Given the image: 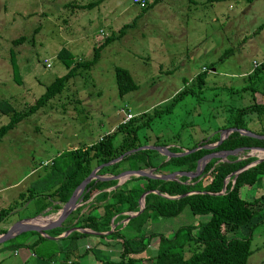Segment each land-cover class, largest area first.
Wrapping results in <instances>:
<instances>
[{"label": "rangeland", "instance_id": "374dc122", "mask_svg": "<svg viewBox=\"0 0 264 264\" xmlns=\"http://www.w3.org/2000/svg\"><path fill=\"white\" fill-rule=\"evenodd\" d=\"M70 1L88 0H0V100L6 99L11 107L0 109V124L8 120L12 110L25 111L52 78L65 72L56 56L60 47L88 58L92 46L103 38L99 27L109 34L130 22L123 34L100 48L98 59L88 70L69 79L60 93L20 118L0 137V208L7 206L3 197L9 198L7 204L12 206L18 192L25 195L28 190L51 189L56 182H48L51 158L65 149L88 145L113 129L125 115L119 108L127 106L130 112L126 113L137 115L150 112L156 105L163 107L176 91L195 83L194 74L203 65L213 62L201 98L186 94L168 114L152 119L149 128L138 129L140 142L144 135L149 136L148 144L154 136H174L188 144L201 128L220 120L223 107L247 101L246 90L231 93L227 87L246 83L253 61L264 58V25L258 28L264 20V0H161L145 10L132 0H99L84 8L62 5ZM37 23L40 27L33 33ZM19 35L23 40L13 44L11 39ZM9 49L16 51L21 83L13 80ZM43 62L50 65L46 67ZM115 65L129 70L136 88L118 94ZM256 98L260 99L258 93ZM248 152L264 155L253 148ZM207 179L206 173L202 181ZM247 187L241 193L251 198L264 185L260 181ZM29 200L18 205L6 221L31 216L42 199ZM261 200L264 204V198ZM206 218L207 214H192L184 207L170 217L153 216L145 231L168 233L179 225L197 224ZM252 222L246 264H264V208ZM58 244L48 238L32 248L45 258L30 253L25 246H17V252L5 246L0 249V264H45L46 255ZM156 246L157 240L152 239L145 254H154ZM101 249L92 247L86 255L96 252V257L105 260L106 249Z\"/></svg>", "mask_w": 264, "mask_h": 264}, {"label": "trees", "instance_id": "16d2710c", "mask_svg": "<svg viewBox=\"0 0 264 264\" xmlns=\"http://www.w3.org/2000/svg\"><path fill=\"white\" fill-rule=\"evenodd\" d=\"M98 1L88 0L86 3L70 1L64 2L62 5L84 8L91 7ZM145 1L143 6H140L137 2L134 3L142 10H145L148 6L161 0ZM244 1L250 2L252 0ZM128 25H130V22L123 23L115 32L111 31L109 34L105 33L104 28L101 29L99 27L100 29H97L98 33L102 34L103 38L98 44L92 46L91 54L88 58L74 56L65 47H60L56 56L66 68L65 72L52 78L44 86V90L28 104L25 111L12 110L8 120L0 124V137L12 128L20 118L34 112L48 99L60 93L69 79L82 74L84 70H88L98 59L100 48L114 37L123 34L124 29ZM263 25L264 20L258 25V28ZM35 26L33 33L40 27V23ZM22 40L23 35H19L12 38L11 42L15 44ZM15 52L13 49H9L13 80L21 83ZM212 64L213 62L203 65V68L194 74L193 80L195 83L193 85L195 84L196 88L193 85L182 87L171 96L167 104L163 107L156 105L152 107L150 112L142 111L137 115L131 114L126 119H124V115L113 129L100 135L99 138L90 144L65 149L51 158L47 173L53 178H49L48 182L56 180L52 188L46 189L45 192L42 190L40 191L41 193H33L31 192L32 190L26 188L28 193L25 195L23 192H18V197L14 199L12 206L9 204L0 208V223L6 222L11 210L14 212L18 205H22L23 202L29 199H42L31 216L41 213L48 206L47 210H43L45 214L55 212L67 200L79 181L94 166L107 162L130 148H135L145 143L148 144L147 139L149 136L147 135L142 136L144 140L140 142L138 129L140 127L149 128L152 119L168 114L174 104L184 95L191 94L199 98L205 88L203 87L204 81L207 72L211 70ZM44 65L48 67L50 63H44ZM113 71L118 94L121 95L136 88L137 84L127 68L115 65ZM245 80L246 83L237 88H227L231 93L234 90L239 92L240 90H246L249 95L247 101L238 105L223 107L221 109L223 114L220 115V120H216L214 125L209 124L201 128L198 136L188 144H182L180 139L177 140L174 136L171 139L154 136L153 140L149 141L150 144L154 145H167L168 150L172 152H180L195 146L197 148L169 157L153 148L136 149L130 153L123 154L114 162L102 164L96 170V173L100 175H115L123 169L138 168H150L156 174L172 170L188 171L194 169L197 159L205 153L240 146L244 147L242 151L235 154H227L223 160H219L215 156L210 157L204 164L201 173L189 179L183 174L177 175L176 179H162L132 174L120 184L115 185L116 178H92L84 185L81 193L82 200H86L82 204L86 205L85 210L80 212L81 206H77L70 212L75 215L74 222L66 225L60 224L46 229L45 232L48 235L55 236L72 225L97 231L99 232L98 237L106 236L109 239H114L112 245L117 248L116 254L119 258L117 262L123 264H136V262L137 264H246L247 257L251 251L249 238L251 234L250 227L253 223L252 219L261 208H264L261 200L264 198V187L257 196L251 198L242 195L241 189L247 186L249 188L260 181L264 185V159L240 169L235 174L234 171L256 159L257 155L255 154L244 155L252 146L264 147V138L250 136L233 130L219 143L209 147L202 146L217 141L220 129L224 127L236 126L257 134H264V58L259 60L258 63L253 61V65L246 74ZM211 87L206 86L208 89ZM256 93L259 94L260 99L256 98ZM4 101L6 99L0 100V109L5 110L6 107L8 108L7 110H11L10 105ZM119 110L125 114V110L130 112L127 106L121 107ZM116 134H119V138L114 142ZM57 156L58 159L56 158ZM206 173L208 174V179L203 182L202 177ZM57 174L59 175L56 176ZM225 179V187L221 191ZM108 187L111 188L105 190ZM97 190L99 191L91 196ZM145 190L148 191L143 195L141 210L136 214L130 215L129 213L138 210V198ZM154 190H157V192ZM163 194L178 196L167 197ZM38 195L42 196L36 198ZM18 198H21L22 201L18 202ZM184 207H187L192 214H207V218L197 224L179 225L168 233L145 231V229L149 230L148 226L153 216L170 217L178 214ZM111 225L113 226L111 227ZM5 229L6 227L0 226V232ZM25 234L32 235V239L24 241L26 240ZM86 234L88 233L85 231L75 229L69 231L60 238L61 242L57 245V248L46 255L47 262L45 264H84L80 262L82 261L81 258L89 249L92 250V247L81 248L82 246L78 245L77 240ZM48 238L37 231L29 230L15 234L4 241L3 246H12V248L26 246L33 251V247ZM152 239L157 240L155 253L147 256L140 255L141 251L149 245ZM11 240L12 243L10 242ZM82 249L83 251H81ZM33 253L36 256L44 257L42 252L33 251ZM93 255L96 256V252ZM101 261L105 263L108 259Z\"/></svg>", "mask_w": 264, "mask_h": 264}, {"label": "water", "instance_id": "95a60500", "mask_svg": "<svg viewBox=\"0 0 264 264\" xmlns=\"http://www.w3.org/2000/svg\"><path fill=\"white\" fill-rule=\"evenodd\" d=\"M233 130H237L240 133L243 134H247L250 136H254V137H259V138H264V134H257L254 133L248 129H244V128H238L236 126H231V127H224L222 129H220L219 132V136H218V140L210 143V144H204L202 146H213L217 143H219L229 132L233 131ZM142 148H153L156 149L157 151H159L160 153H163L164 155H166V157H169L171 155H179V154H183L186 153L188 151H191L195 148H197V146L190 148V149H184L180 152H172L170 150H168L167 145H154V144H142L139 145L135 148H130L126 151H124L122 154L118 155L117 157L104 162V163H100L97 166H94L87 175H85L80 181L79 183L76 185V187L72 190V192L70 193V195L68 196L67 200L55 211V215L54 216H50L48 214H45L44 212L41 213H37L33 216H27V217H23V218H19L14 220L10 225L7 226V228L3 231L0 232V242L9 239L10 237L14 236L15 234H18L20 232H24V231H29V230H34L37 231L38 233H40L43 236L49 237V238H54L57 236H53V235H48L45 230L49 229V228H53L55 226H58L61 224V221L72 211L74 210L80 199H81V193L83 191V187L84 185L92 178H116L117 181L115 183V185L120 184L125 178H127L129 175H141V176H148V177H158V178H162V179H176L177 175H185L188 179L193 177V176H197L201 173V170L204 166V164L206 163V161L212 157L215 156L217 157L219 160H223L225 158V156L227 154H235L237 152H240L244 149L243 146L240 147H235L232 149H227V150H219V151H212V152H208L203 154L201 157H199L196 161V165L194 167L193 170H188V171H183V170H172L170 172H166V173H161V174H156L152 172V169H145V168H138V169H123L121 171H119L117 174L115 175H108V176H103V175H99L96 173V170L102 165V164H108L111 162H114L116 160H118L123 154L126 153H130L136 149H142ZM250 148H253L254 150H259L264 152V147H259V146H252ZM249 148V149H250ZM252 154L251 152H247L244 156ZM264 159V155H257L256 159H254L253 161L245 164L243 167L237 169L234 171V174L236 172H238L240 169L245 168L246 166L252 165L255 162ZM225 182L226 179L223 182V186L221 191L224 190L225 187ZM114 185V186H115ZM148 190L143 191L139 198H138V203H139V208L137 211L129 213L130 215L136 214L139 210H141L142 206H143V195L147 192ZM155 192H157V190H154ZM220 191V192H221ZM164 196L167 197H176L178 195H167V194H163ZM36 217H45L46 221L45 222H38V221H34V219ZM77 228L81 231H90L89 229L86 228H78L76 226H72L69 227L67 229H65V233L69 232L71 229ZM60 236V235H58Z\"/></svg>", "mask_w": 264, "mask_h": 264}, {"label": "crops", "instance_id": "0c3cea01", "mask_svg": "<svg viewBox=\"0 0 264 264\" xmlns=\"http://www.w3.org/2000/svg\"><path fill=\"white\" fill-rule=\"evenodd\" d=\"M100 175V174H99ZM103 176H108L107 174H103ZM108 178V177H107ZM113 187V186H112ZM109 188H111V187H108V188H105V190H107V189H109ZM99 190H97V191H95V192H93L92 194H91V196L92 195H94L96 192H98ZM16 197H18V193L15 195ZM90 196V197H91ZM89 197V198H90ZM88 198V199H89ZM3 199H4V204L5 205H9V204H7V203H10V202H8L9 201V198H4L3 197ZM28 201H30V200H28ZM28 201H25V203L26 202H28ZM86 202V200H82V197H81V199H80V201H79V203H78V205L77 206H81V208H80V212H82V211H84L85 210V208H86V205H82V204H84ZM4 204H2V205H4ZM49 208V206L48 207H46V208H44L43 210H47ZM15 210V209H14ZM43 210L41 211V212H43ZM13 213H15V212H12V210H11V212H10V214L9 215H12ZM53 213H55V212H53ZM50 214V213H49ZM8 215V216H9ZM12 217V216H11ZM23 217H27V216H23ZM65 218H66V220H65ZM62 221H61V225H66V224H70V222H74L75 221V215L73 214V213H70L68 216H66ZM12 220H15V219H10L9 221H6V222H2V223H0V226L1 227H6L7 228V226L8 225H10L11 223H12ZM124 220V219H123ZM45 222V221H44ZM72 226H76V225H72ZM72 226H69V227H72ZM113 225H111V227H112ZM56 227V226H55ZM68 227V228H69ZM77 227V226H76ZM78 228H80V227H78ZM83 228H85V227H83ZM50 229V228H49ZM67 229V228H66ZM75 230H78V231H81V230H79V229H77V228H74ZM74 229H71V230H74ZM86 229H89V228H86ZM65 229H63L60 233H58L57 235H55V236H57V237H54V238H52V239H54V240H56L58 243H60L61 241V237H63V236H65L67 233H65V231H64ZM70 230V231H71ZM90 231H85V232H87L88 234H86V235H84V236H81V237H79V239L77 240V242H78V245H80V246H82L81 248H91V247H95L96 249H100V248H102L101 250H103V249H106V259H105V261L108 259V261H110V262H108V261H106L105 263H110V264H114V262H116V261H118V255L116 254V247L114 246V245H112L113 243H112V241L114 240V239H109L108 237H106V236H103V237H98L99 236V232H97V231H94V230H91V229H89ZM58 235H60V236H58ZM25 236V238H26V240H24V241H29L30 239H32V235H24ZM11 238V237H10ZM82 239H85L84 240V242L82 241ZM8 240V239H7ZM4 241H6V240H4ZM4 241H2V242H0V249L1 248H4ZM14 241H16V240H14ZM11 243H12V240L10 241ZM149 246V245H148ZM148 246H147V248H148ZM26 247V246H25ZM100 247V248H99ZM29 251H30V253H32V254H34L33 253V251L31 250V248L30 247H26ZM147 248H145V249H147ZM156 248V247H155ZM145 249L143 250L144 251V253H143V255H142V253H140V255H142V256H147L146 254H145ZM12 250H13V252H15L16 251V248H12ZM81 251H83V249L81 250ZM17 252V251H16ZM87 254V253H86ZM86 254H84V256L83 257H85L84 258V261H82V263H84V264H94V263H98V262H103V261H101L102 259H99L98 257H96L95 255H92V256H89V255H86ZM139 255V256H140ZM81 259H83V258H81ZM0 260H3V257L1 258V256H0ZM112 261H114L113 263H112ZM104 263V264H105Z\"/></svg>", "mask_w": 264, "mask_h": 264}, {"label": "built area", "instance_id": "2783aa9c", "mask_svg": "<svg viewBox=\"0 0 264 264\" xmlns=\"http://www.w3.org/2000/svg\"><path fill=\"white\" fill-rule=\"evenodd\" d=\"M133 2H137L140 6H143L144 4H145V0H132ZM129 116H131V113H126L125 114V117H124V119H126V118H128Z\"/></svg>", "mask_w": 264, "mask_h": 264}, {"label": "bare ground", "instance_id": "6f19581e", "mask_svg": "<svg viewBox=\"0 0 264 264\" xmlns=\"http://www.w3.org/2000/svg\"><path fill=\"white\" fill-rule=\"evenodd\" d=\"M34 221H38V222H44V221H46V218L45 217H36L35 219H34Z\"/></svg>", "mask_w": 264, "mask_h": 264}]
</instances>
